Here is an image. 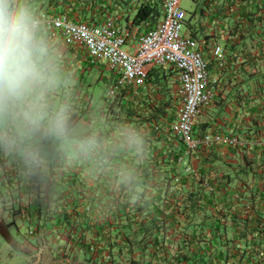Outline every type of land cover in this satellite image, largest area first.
Listing matches in <instances>:
<instances>
[{
	"label": "trees",
	"instance_id": "trees-1",
	"mask_svg": "<svg viewBox=\"0 0 264 264\" xmlns=\"http://www.w3.org/2000/svg\"><path fill=\"white\" fill-rule=\"evenodd\" d=\"M36 1H39V10L66 13L72 20L90 24L99 23L104 14L111 13L117 22L123 18L119 14L122 5L116 0H111L109 6L107 0ZM208 1L204 0V4H208ZM238 1L236 13H226L230 11V4L221 9L224 11L222 17H229L227 29L225 26L223 28L225 32H217L213 34L214 39L209 37L207 40H216L225 34V65L217 68L211 56L206 54L209 69L214 73L219 72L220 76L225 74L228 78L221 88L225 83L238 81L233 91L237 106H234L231 116L236 118L239 115L237 110L242 106H246L244 110L250 117L255 116V121L252 120L250 127L242 133L245 138L231 132L211 131L243 138L237 144L217 143L236 154L237 161L221 159L214 153L205 154L204 149L215 143L196 152V170L187 164L182 165L180 145L173 144L169 136L152 127L157 123L165 128L171 121L174 95L169 92L161 97L162 104L156 105V108L148 93L135 92L130 86L119 88L112 96L113 100L118 97V106L124 112L116 111V115L110 118L108 109H112L113 100L109 99L105 106L106 119L114 122L117 118L134 128L141 124L143 128L146 126V130L142 126L137 128L148 142L146 153L143 159L135 158L122 149L110 153V159L105 160L104 172L110 169L107 173H97V181H89L86 191H78L75 196L65 194L67 205L60 209L65 215L62 222L67 221L65 228L69 235L74 237L76 234L82 242L91 233L95 237V245L105 243L111 252H114L113 249L118 254L124 252L129 264H137L140 259L136 256L138 251L143 254L149 252L150 264H264V123H255L259 119L264 120V79L252 71L254 67L260 66L259 60L264 59V0ZM128 2L130 0H126L125 4ZM135 10L132 23L140 25L141 31L150 29L162 13L160 6L153 0H142ZM222 17L216 13L213 20ZM189 35L195 38L196 33L193 31ZM236 64L239 65L237 69L233 68ZM171 70L154 68L149 72L147 83L156 92L154 99L160 98L159 87L170 76ZM249 85L253 86L254 92L250 89L251 92L242 94L244 96L239 94ZM134 96L139 103L148 104L151 112L149 117L147 115L137 121L138 124L133 123L134 109L129 103ZM166 107H169V115ZM162 114L166 117L160 118ZM248 119L243 118L241 125ZM204 124L200 123L199 133H203ZM94 135L106 145L118 143L110 136L109 129ZM87 166L93 171L100 169L96 161H89ZM119 167L134 171L135 179L130 186L116 184L113 172ZM46 184L50 185V180ZM95 189H99L98 194L94 193ZM89 192L93 195H89ZM101 192L107 193L102 196ZM32 203L33 210L39 212L37 197ZM88 204L91 208L86 211ZM69 207L73 213L68 211ZM6 227H0V233L12 243L15 240Z\"/></svg>",
	"mask_w": 264,
	"mask_h": 264
},
{
	"label": "clouds",
	"instance_id": "clouds-1",
	"mask_svg": "<svg viewBox=\"0 0 264 264\" xmlns=\"http://www.w3.org/2000/svg\"><path fill=\"white\" fill-rule=\"evenodd\" d=\"M67 82L60 49L36 0H0V152L18 158L29 173L44 167L48 144L68 157L96 161L101 169L121 149L143 159L148 142L137 128H122L113 145L76 129L70 103L58 99ZM113 175L117 185L135 179L127 167Z\"/></svg>",
	"mask_w": 264,
	"mask_h": 264
},
{
	"label": "built area",
	"instance_id": "built-area-1",
	"mask_svg": "<svg viewBox=\"0 0 264 264\" xmlns=\"http://www.w3.org/2000/svg\"><path fill=\"white\" fill-rule=\"evenodd\" d=\"M153 1L162 13L147 31L132 21L121 25L111 13L95 24L72 20L66 13L39 14L47 22L50 37L84 50L92 64L113 72L114 82L107 87L106 97L125 86L148 93L147 77L152 69L175 70L173 117L165 128L157 123L152 127L182 143L185 155L215 143H240L234 134L195 132L199 113L220 89V77L211 73L206 54L217 68L224 66L227 56L223 45L181 33L186 17L181 0Z\"/></svg>",
	"mask_w": 264,
	"mask_h": 264
},
{
	"label": "crops",
	"instance_id": "crops-1",
	"mask_svg": "<svg viewBox=\"0 0 264 264\" xmlns=\"http://www.w3.org/2000/svg\"><path fill=\"white\" fill-rule=\"evenodd\" d=\"M217 1L216 0H210L208 1V4H206V8L202 9V13L208 16L207 20L203 22V25H201L202 31L204 34H209L213 35L217 32L224 31L227 29L226 26L229 24L227 16L222 17V13L224 11L221 9L223 7H227L228 4H230L229 9L230 11L226 12H233L236 13L235 7L238 5L239 1H231V0H224L223 5H221L220 8H217ZM232 2V3H230ZM44 11V10H40ZM217 15L219 17H222L221 19L215 21L213 20V15ZM225 13V14H226ZM237 15V14H236ZM224 26L226 27L225 30L223 29ZM222 35V34H221ZM225 34L223 35L222 39L224 40ZM51 40L55 45H57L60 49L61 52V67L63 72L66 74L68 77V82L66 88L62 91V93L58 96V99H64L67 100L68 103H70L72 107V121L76 129L82 134V135H89V134H94L98 133L101 130H110V136L113 138V140H117V137H114L115 135V126L112 120L108 119H101L99 115L94 114L95 111L97 112L100 110L101 115H103V112H105V106L108 101L102 105L98 110L95 107V93H92V81H97L98 78L103 76V71H106V68L101 67L100 69L97 68L96 65L92 64L90 62V59L87 57L86 53L84 50L75 48L73 46H68L65 45V43L61 40V38H52L50 37ZM213 36H211L210 39H212ZM214 39V38H213ZM234 68V67H233ZM230 68V73L232 74ZM214 70H216L214 68ZM211 73L215 74L213 71ZM176 77V74H175ZM221 77L220 80H225L228 79L227 76H219ZM105 78V76H104ZM232 80L233 77H230ZM232 81L230 85H234ZM236 82H238L236 80ZM84 85H86V89L84 90ZM250 89V88H248ZM244 89L239 92V94H246L251 90ZM235 89L234 87L227 86L223 87L217 92L214 100L212 103L208 106L212 108L214 111V116L216 117L217 113L219 110L223 109L221 107H224L227 112L228 108H232L234 106H237V102L235 101V95L233 92ZM84 92V93H83ZM244 96V95H242ZM105 95L101 96V99H104ZM236 104V105H235ZM239 107V106H238ZM238 109V108H237ZM240 110V109H238ZM205 115V114H204ZM201 116V114L198 116V118ZM197 118V121H198ZM225 116L222 118H219L218 116L216 117V124L218 126L220 124H225L226 120ZM228 120H230L232 123L229 125L231 126H236L238 125L236 122L237 120H240L238 118H233V116L227 117ZM233 118V120H232ZM196 121V123H197ZM209 121V120H207ZM78 124L81 125V127L77 126ZM242 124V121L240 120L239 126ZM78 127V128H77ZM204 133V132H203ZM202 134V133H201ZM171 140V139H170ZM106 142V141H104ZM175 145H180L178 142H173ZM180 147L183 149V145L181 144ZM199 151V150H198ZM49 152L50 156L49 159L57 158L58 160H61V163H59L60 166V176H61V182L64 183L65 187H61V190H57L56 194L60 191L61 199H55L54 197L52 199L49 198H43L40 199V197H37L39 201V212H35L34 210L32 212H24L26 213V216H22L23 220L28 222V225L33 224V228L31 231V235L28 238H20L21 240L20 243L16 239L19 237V234L12 233L11 232V224H13L12 221H6L1 218L0 222V227H4L7 225V231L10 234V236L15 240L14 242L12 241V247L17 249V254L13 255V253L9 254V259L6 262V264H15V262L12 260L13 258L17 257H22L25 258L27 261V264H106L103 260L104 256V251L99 248L98 244L97 247H95L94 250L89 248V244H95L94 240L95 237L93 234L90 233L89 236L86 237V240L80 242L77 240V238L72 237L69 234H66L64 232V229L60 232L61 226L63 225V217H65L64 213L60 208H66L64 207L67 205L66 201V193L67 192H82V190L87 188L88 184L85 183V181H97L95 176L97 173H100L102 170L96 169V170H91L88 168L87 163L89 161H84V160H78L75 158L68 157L66 154H62L61 151L52 144H48L45 146V153ZM196 152H193L186 158L188 160H194V162H198V159L196 161ZM196 158H194V156ZM48 157V155L46 156ZM185 157V156H184ZM183 157V158H184ZM182 158V159H183ZM56 159V160H57ZM185 159V158H184ZM71 165L67 167L66 161H70ZM187 163V162H186ZM186 163L181 164L184 165ZM66 165V167H65ZM104 169V168H103ZM110 169L105 170V172L102 173H107ZM96 171V172H95ZM91 172V173H90ZM95 172V173H93ZM36 172H27L24 169V166L22 162L18 158H14L4 152H0V182L3 183L4 179L7 177V181L9 182H16L18 184V190L20 191H26L28 190L27 188L23 187L22 185L25 184L26 182H30V187L34 188L30 193H35L37 192V182H39L40 177L35 174ZM22 175L25 176V178H21ZM12 177V179H11ZM90 179H89V178ZM32 179V181H30ZM29 180V181H28ZM101 180V179H100ZM46 182L43 184V187L40 188L41 192H44L45 195H49L50 193L55 192L54 189H50L49 187L52 186L51 181L50 185H47ZM92 187H90L91 191ZM99 189H95L94 193L98 194ZM107 193V192H105ZM102 192L100 193L102 196L105 195ZM89 195L91 192H89ZM56 196V195H54ZM28 197V196H27ZM36 198V196L34 197ZM25 199L26 202H30L32 205L34 203L33 199ZM16 201V200H15ZM23 201V200H19ZM17 202V201H16ZM31 204H29V207H32ZM10 207L7 206L8 203H1L0 207ZM21 207V209L26 208ZM34 206V205H33ZM14 209V205L11 206ZM48 209L53 210V215H50L49 213L52 212V210L48 211ZM42 212V213H41ZM43 213H48V214H43ZM4 225V226H3ZM30 229V227H29ZM3 235V234H2ZM16 235V236H15ZM49 235L51 237L49 238ZM69 235V236H68ZM76 235V234H75ZM44 239V241H43ZM10 242V241H9ZM17 245H19L17 247ZM27 249V251H24L23 249ZM99 248V249H98ZM149 253V252H148ZM136 256H140V254L137 252ZM148 258L150 259V254H148ZM146 258V257H145ZM42 259V263L39 262V260ZM147 259V258H146ZM12 260V261H11ZM2 264V262L0 263ZM111 264H115L114 262ZM126 264H129V261H127ZM131 264V263H130Z\"/></svg>",
	"mask_w": 264,
	"mask_h": 264
},
{
	"label": "rangeland",
	"instance_id": "rangeland-1",
	"mask_svg": "<svg viewBox=\"0 0 264 264\" xmlns=\"http://www.w3.org/2000/svg\"><path fill=\"white\" fill-rule=\"evenodd\" d=\"M45 1H46V3H48V0H45ZM110 1L111 0H107V2H106V4L108 6H109ZM116 1H118V3L119 2L121 3L122 6L120 8H122V9H120V10H121V12L123 11L122 13H124V16L121 12L119 13L121 15V17H123V18L120 19L118 22L121 25H125L128 21H132L133 15L136 11L135 8L140 4V2L142 0H130V2H128L127 4H125L126 0H116ZM216 1H217L216 2L217 5H218L217 8H220L221 5H223L224 0H216ZM231 1H237V0H231ZM38 5H39V1H36V7H38ZM181 7H183L186 11V21L182 25L181 33L182 34L183 33L191 34V32L195 31V33H196L195 38L199 39V41L202 39L207 41L209 37L211 38V36L209 34H204V32L202 31V28H201V25H203V22L206 21L208 18V16H206V13L205 14L202 13V9L206 8V6L204 4V0H181ZM44 8L47 9L46 7H44ZM116 8H119V7H116ZM126 16L128 17L127 19H126ZM213 37H214V35H213ZM222 37H223V35H220L219 37H217L216 41L218 43H220L221 45H224L225 42L222 39ZM259 62H260L259 63L260 66L254 67L252 69V71L259 73L261 79H264V59H260ZM238 67H239L238 64H236V66H234L235 69H237ZM220 70H218V71H220ZM231 72H232V69H231ZM102 74H103V76L98 78L97 81L96 80L92 81V93H95V101L93 102V104L95 103V107L97 108V110L100 107H102V105H104V103L107 100L110 99L109 101H112L113 97H114V96H107L106 97L107 87L109 85H112L114 82L113 81V78H114L113 72L109 69H106V71H103ZM215 75L220 76V73L219 72L215 73ZM224 75L225 74H222L223 77H224ZM104 76H105V78H104ZM175 80H176L175 79V72L173 70H171L170 76L168 78H166L165 82L159 87L160 91L158 94H159L160 98L154 99V95L156 93L155 91L153 92L152 90H150L148 92V94L150 95L149 99H151V100L153 99L156 108H157V106H160L162 104L163 99L161 97H163V96L165 97L167 95V93H169V92H171V94H173L175 84H176ZM224 81L226 82L228 80L227 79L220 80V86H221V84L224 83ZM233 83H236V82H233ZM235 85H232V84L230 85V82H228V84L227 83L224 84L225 87H227V86L234 87ZM86 87L87 86L84 85V87H83L84 90L86 89ZM248 88H250L252 90V92H254V90H255L253 88V86H250V85L245 86V89H248ZM250 89H248V90H250ZM103 95H105L106 98L101 99V96H103ZM117 98L118 97H116L113 100L112 109H108V115L110 118L116 115V111H123V109L119 108V106H118V103H120V102H118ZM129 103L132 105V108L134 109V115L132 116L133 123L138 124L137 121H141V118L144 119L145 116L146 117H147V115H148V117L150 116L151 112L149 111L150 110L149 105L148 104L144 105L142 103H139L138 100L136 99V96L131 98V100H129ZM238 106H242V105H238ZM221 108H223V109L219 110L218 117L223 118L225 116L226 117V118H224V120H226L225 124H220L218 126L215 123L216 122L215 118L217 116L214 117V111L212 110V108L207 107L200 112L201 116L198 118V121H197L196 133L201 134V133H199L201 130L200 123L204 122L205 123L204 127H203L204 130H202V132H208V131H212V130L225 131L227 133H230V132L235 133L236 135L245 138L242 133L245 129H247V127H250V122L252 120H254L253 118L255 116L253 115L252 117H250V115L247 114V111L244 110V109H246V106H242L241 108H239L240 109L239 111L237 110V114L239 112V115H237L236 118L240 119L241 121H243V118L244 119L250 118V119L245 121L243 123V125H240V127H238L240 120H237V122H236L238 125L231 126L229 124L232 122L230 120H228L227 117H229L230 115H233L235 107H232L230 109L228 108L227 112L225 111L226 109L224 107H221ZM165 109L167 110V115H169L170 114V112L168 111L169 107H166ZM94 114L99 115V117H101V119L107 118V115L105 114V112H103V115H101L100 110H98L97 112L95 111ZM163 116H164V114H162L160 116V118H162ZM164 117H166V115ZM207 120H209V121H207ZM256 121H258V120H256ZM113 123L115 126L114 137L118 136V133L120 132V130L122 128L132 127V125L130 123L128 124L126 121L125 122L118 121L117 118L114 119ZM147 123H149V122H147ZM255 123H264V120L259 119V121L255 122ZM147 125H149V124H147ZM77 126L81 127L80 124H78ZM139 126H142L141 128H143L142 124L137 125V128ZM143 129L146 130V126H144ZM169 138L173 142L176 141V140H174V138L172 136H170ZM243 138H240L241 141H243ZM178 143L180 145L182 144L180 142H178ZM195 152H198V151H195ZM204 153L205 154L214 153V154L218 155L221 159H228L229 161H233V162L237 161V159H238L236 154H233V152L227 151L226 146L223 144H216V145L211 146V147H206L204 149ZM239 154L241 156L242 152H240ZM47 155H48V157H46ZM49 156H50V153L46 152L45 153L44 167L39 169V170L33 171V172H36L35 174L40 177L39 182H37V185H35L38 187L37 192L30 193L32 191V189L34 190V188L30 187V185H31L30 182H26V185L25 184L22 185L23 187L28 189L26 191L18 190V187H17L18 184L14 181H12V182L7 181L8 180L7 177L4 179L3 183L0 182V204L1 203H8L7 206H10V207L5 208V207H2V205H1V207H0V222H1V218H3V220H6V221H12L13 220L14 223L11 224L10 228H11L12 233H14V234L18 233L19 234V237L16 238L18 241L21 240L20 238H27V237L29 238L31 235L32 229H34L32 226L33 224L28 225V222L24 221L22 218V216H26V213L24 212V210L26 212L27 211L28 212L33 211V205L30 202L29 203L26 202L25 199L29 200L35 196L40 197V199H43V198L52 199L53 197L55 199H59V200L61 199V195H59L60 191L56 194L57 190H61L62 186L65 187L64 186L65 184L61 182V176H60L59 163H61V160H58L57 158H53V157L51 159H49ZM187 156H189V155L184 154V145H183L182 156H181L182 163L187 162L186 164L189 165L191 167V169L196 170L195 168L197 167L198 162H194V160H191V161L188 160L186 158ZM193 156H194V158H196L195 155H193ZM196 161H197V158H196ZM71 162H72V160L66 161L67 167L71 165ZM65 167H66V165H65ZM104 169H102L101 171L104 172ZM21 178H25V176L22 175ZM11 179H12V177H11ZM49 180L52 182V186H50L49 188L54 189L55 192H54V194L50 193L49 195H45L44 192H41L42 189L40 191V188H42L43 184H45V182H47ZM30 181H32V179H30ZM85 183L88 184L89 182L85 181ZM234 183H236V182L234 181ZM67 194H69L71 196H75L77 193L72 191V194H71V192H67ZM54 195H56V196H54ZM19 200H23V201H19ZM29 204H31L32 207H29L28 206ZM12 205H14L15 211H13V208L11 207ZM23 205H25L24 207H26V206H28V207L21 209V207H23ZM87 206L89 207V209H87ZM90 208H91L90 204L86 205V211H89ZM71 210L72 209L69 207L68 211H71ZM73 212L74 211H71L70 213H73ZM43 214H48V213H43ZM49 214L53 215V211ZM66 224H67V221L65 220V222L63 223V226H61L60 232L64 229V232L66 234H68V230H67V228H65ZM29 227H30V229H29ZM50 237H51V235H49V238ZM74 237L77 238L76 235H74ZM77 240H78V238H77ZM43 241H44V239H43ZM19 243H20V241H19ZM89 245H90L89 248H91L92 250H94L95 247H97V245H95L94 243L93 244L90 243ZM17 247H18V245H17ZM100 247L104 251L103 260L106 259L104 261V262H106V264H111L113 262L115 264H126L127 263L128 259L125 257L124 252H122L121 254H118L116 249H113L114 252H111L108 247H105V243H99V248ZM23 250L27 251V249H25V247ZM16 252H17V249L12 247L11 242H9L6 239V237L4 235H2V232H1L0 233V263L2 262V264H6V262L8 261V259L10 257L9 254L13 253V255H16L17 254ZM138 253L140 254V256H138V257H140V259L138 260L137 264H150V261L148 258L149 256H147L148 252L146 254H143L141 251H138ZM136 254H137V252H136ZM12 260L15 262V264H27V261L25 260V258H22V257L13 258ZM39 262L42 263V259L39 260Z\"/></svg>",
	"mask_w": 264,
	"mask_h": 264
}]
</instances>
